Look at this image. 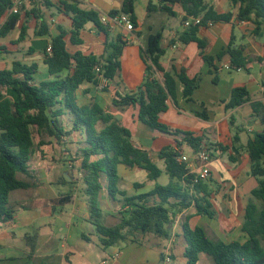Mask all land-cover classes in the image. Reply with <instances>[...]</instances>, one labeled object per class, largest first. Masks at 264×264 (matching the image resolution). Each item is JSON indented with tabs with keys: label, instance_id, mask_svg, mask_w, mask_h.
<instances>
[{
	"label": "crops",
	"instance_id": "1",
	"mask_svg": "<svg viewBox=\"0 0 264 264\" xmlns=\"http://www.w3.org/2000/svg\"><path fill=\"white\" fill-rule=\"evenodd\" d=\"M53 2L57 4V0ZM148 2L149 0H136L138 26L134 32H128L123 26L109 22L104 24L110 31L107 38L105 33L90 22L82 31L83 45L73 46L68 41L71 52L82 50L86 55L101 56L105 53L106 42L115 41L120 34L126 40L119 75L114 80L100 77L97 84L85 83L77 91V100L80 105L95 101L106 111L120 116L121 124L132 134V142L149 151L163 170L159 179H149L146 172L144 175L147 182H140L138 174L145 169L120 164L118 188L121 191L131 197L148 193L157 184L167 185L170 179L165 173L164 161L159 158V153L166 147L178 148L177 141L183 140L182 135L163 133L146 125L139 119L138 106L118 108L113 105L118 92L124 94L143 82L146 65L142 50L148 47L150 35L162 31L164 70L171 74L184 70L190 78L201 74L202 82L194 92V100L188 102L184 98V85L178 80L176 100H169V108L161 114L160 119L171 129L190 132L213 148L214 156L210 165L212 179L209 184L214 194L211 200L216 217L196 215L195 208L191 207L178 214L169 229L167 245L163 239L148 234L141 235L139 241H120L104 248L101 236L90 221L84 195L85 186L76 168L79 164V161H75L78 158L77 151L83 146L85 133L74 132L65 137L62 144L54 138H45L49 144L37 147L30 161L34 178L18 175L20 179L37 185L18 189L10 194L9 206L16 214L13 221L0 224V264H169L179 251L178 244H182L181 251L184 255L187 244L183 224L188 216L192 227L200 226L203 220L208 219L209 222L206 224L205 221L202 226L206 224L208 234L211 236L212 233L215 239L226 242L246 239L241 229L245 207L252 198L251 191L257 186L251 175V160L246 145L256 133L264 131L262 116L253 108V103H264V32L256 35L251 21L239 20V5L233 4L232 0H206L218 12H232L233 16L230 22L201 27L199 37L206 42V48L202 52L197 43L183 44L179 41L180 35L187 29L184 25L186 13L180 4L174 5L176 16H170L163 11L148 13ZM155 2L157 3L156 0ZM82 7L96 11L101 18L103 15H110L113 10H120L122 0H84ZM29 8L27 6L21 11V19L15 29L6 36H0V70L11 68L15 61L27 65L36 63L38 72L34 77L39 83L52 78L45 63V50L49 51L52 37L60 33V27L71 29L72 19L57 6L42 7L49 34L38 36L35 34L38 20L27 13ZM23 26L27 27V31L21 39ZM232 37H235L237 45L245 48V54L251 61L241 70H221L217 73L219 82L215 83V73L211 72V67L203 56H217L228 46ZM229 62L230 57L226 55L223 62L217 64ZM156 76L163 80L162 73H157ZM235 87H246L251 99L242 106L227 109L225 104L230 100ZM5 93L13 100L18 99L17 94L10 89L5 90ZM68 126L70 129L71 125ZM39 140L37 137L36 143ZM185 146L189 147L183 143L179 149L187 154ZM219 146L227 149L221 150ZM193 152L191 148L189 154ZM102 183L104 188L100 193L99 206L103 210V222L107 226L115 225L120 220V212L124 210L123 197L118 195L112 198L109 195L107 176L103 177ZM71 191H74V195L70 203L63 206L51 203ZM34 231L39 233V237L35 253L30 256L26 235ZM84 234L90 239H84ZM166 252L171 255L169 263L165 262Z\"/></svg>",
	"mask_w": 264,
	"mask_h": 264
},
{
	"label": "trees",
	"instance_id": "2",
	"mask_svg": "<svg viewBox=\"0 0 264 264\" xmlns=\"http://www.w3.org/2000/svg\"><path fill=\"white\" fill-rule=\"evenodd\" d=\"M35 0L23 5L21 11L30 6L28 14L38 20L35 34H49V27L44 20L42 7L57 6L72 19L69 30L59 28L60 33L52 37L50 51L45 50V63L48 67L49 80L37 83L35 74L38 64H24L15 61L11 68L0 70V224L9 223L15 219L16 211L9 206L10 194L18 189H28L36 186L18 177L24 174L34 178L30 161L36 148L49 144L45 138H54L62 144L65 137L74 132H84L86 138L83 146L77 151L76 166L84 188V195L89 208L90 221L95 225L101 236L104 248H109L120 241H139L141 235H154L161 239L170 237V227L176 221L179 213L194 207L196 215L215 218L217 213L212 203L213 190L207 182L195 183V174L190 173L186 164L179 163L180 152L174 147H166L159 153L164 161L165 173L169 176L167 185L157 184L148 192L136 196H127L118 188V166L145 169L149 179L157 180L163 170L153 160L149 151L136 146L132 142L130 130L121 124L116 116L106 111L97 102L80 105L77 91L85 83H98L103 77L114 80L121 71V56L126 45L123 35L115 41L106 42L105 53L101 56L86 55L82 50L71 52L68 41L73 46L83 45L82 31L90 22L109 38V27L101 22L99 14L94 10L82 7L84 0ZM149 0L148 13L163 11L170 16H176L174 5L180 4L186 13L185 19L200 18L199 25L191 24L180 35L183 44L197 43L202 52L206 42L199 37L201 27L209 22H230L233 13L218 12L206 0ZM239 5L238 19L249 20L254 24L253 32L260 35L264 32V0H232ZM136 0H122L120 10H113L110 15L126 13L135 27L138 17L135 12ZM13 0H0V22L4 21L0 36H6L17 26L21 19V11L10 13ZM27 27L23 26L20 38L26 35ZM68 37V38H67ZM162 31L149 37L148 47L142 50V58L146 65L143 82L134 90L124 94L117 93L113 105L118 108L127 106L139 107V119L146 125L160 132L171 135H182V141H177L178 148L186 143L194 152L208 146L202 138L193 136L190 132H180L164 124L160 116L169 108V100H176L178 80L184 85V98L193 101V95L202 82V75L190 78L184 70L171 74L162 66L165 50L162 48ZM230 57L232 69L246 68L251 61L246 56L245 48L235 43L232 37L228 46L217 56L204 55V60L215 73L214 82H219L218 72L224 70V57ZM100 72H96V67ZM162 73L163 80L156 74ZM12 90L18 99L8 97L5 90ZM250 93L246 87H235L231 98L226 102L227 109L242 106L250 101ZM256 113L264 121V103H253ZM71 125L69 129L68 125ZM101 126V127H100ZM39 142L36 143V138ZM226 150L224 146H219ZM213 158V148L208 146ZM251 160V175L257 186L251 191L252 198L245 207L242 232L246 235L244 241L229 242L212 238L205 227H192L187 221L183 224V235L186 240L184 257L187 264H198L200 255L211 256L215 264H264V131L256 133L246 145ZM108 178V192L112 198L123 197L124 210L120 212V220L115 225L107 226L103 222V210L99 206L100 193L104 188L103 177ZM74 191L62 195L51 203L63 206L73 199ZM39 233L34 231L26 235L30 248L29 255L35 253ZM84 239L89 240L87 235Z\"/></svg>",
	"mask_w": 264,
	"mask_h": 264
},
{
	"label": "built area",
	"instance_id": "3",
	"mask_svg": "<svg viewBox=\"0 0 264 264\" xmlns=\"http://www.w3.org/2000/svg\"><path fill=\"white\" fill-rule=\"evenodd\" d=\"M35 0H13V6L10 9V13L17 14L21 11L23 5L27 3L34 2ZM101 22L103 24H108L109 22L117 23L125 28L128 32H134L136 27L132 22L130 16L126 13H121L115 16L112 15H103L101 18ZM4 22H0V29ZM201 23L200 18H188L184 25L189 27L191 24L199 25ZM214 25L213 22H209L206 26ZM50 51V48H49ZM223 68L226 70H231V63H226L223 65ZM242 68H238L237 70H241ZM96 72H100V67H96ZM180 154L177 158L179 163L186 164V168L190 173L195 174L194 182H207L211 176V162L212 156L208 149V146L202 147L199 151L193 152L192 154H186L185 152L181 151L179 148H176ZM171 261V255L169 252H166L165 262L169 263Z\"/></svg>",
	"mask_w": 264,
	"mask_h": 264
},
{
	"label": "rangeland",
	"instance_id": "4",
	"mask_svg": "<svg viewBox=\"0 0 264 264\" xmlns=\"http://www.w3.org/2000/svg\"><path fill=\"white\" fill-rule=\"evenodd\" d=\"M85 37H87V39H88V35L86 34L85 35ZM9 59H12V57L11 56H9ZM225 74H228V73H226V72H224ZM101 127V126H100ZM185 150H186V152H187V154H189L190 153V151H191V148H189L188 146H185ZM146 172L147 171H140V173L138 174V181H140V182H147V178L145 177V175L144 174H146ZM164 178V177H163ZM212 179V178H211ZM211 179L210 180H208V183H210L211 182ZM164 180V179H163ZM107 221H108V218H107ZM107 221H105V223H108ZM206 221V222H205ZM207 221H208V219H205V220H203L202 222H201V224H199L200 226H202L203 225V223L205 222L206 224H207ZM209 222V221H208ZM205 224V225H206ZM203 226V227H207V226ZM207 229V228H206ZM211 237L212 238H216V237H214L213 236V234L211 233ZM163 241H164V243L167 245L168 244V240L167 239H163ZM178 246V249H179V251H177L176 253H175V258H174V261L172 262V263H169V264H187V261H186V258L184 257V255L182 254V244H178L177 245ZM198 264H215V262H214V260H213V258L211 257V256H209L208 254H206V253H202L201 255H200V261H199V263Z\"/></svg>",
	"mask_w": 264,
	"mask_h": 264
},
{
	"label": "water",
	"instance_id": "5",
	"mask_svg": "<svg viewBox=\"0 0 264 264\" xmlns=\"http://www.w3.org/2000/svg\"><path fill=\"white\" fill-rule=\"evenodd\" d=\"M117 119H120V116H116Z\"/></svg>",
	"mask_w": 264,
	"mask_h": 264
}]
</instances>
